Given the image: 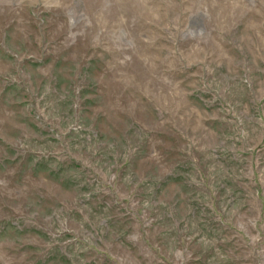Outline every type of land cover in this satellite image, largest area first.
Listing matches in <instances>:
<instances>
[{
	"label": "rangeland",
	"instance_id": "rangeland-1",
	"mask_svg": "<svg viewBox=\"0 0 264 264\" xmlns=\"http://www.w3.org/2000/svg\"><path fill=\"white\" fill-rule=\"evenodd\" d=\"M0 264H264V0H0Z\"/></svg>",
	"mask_w": 264,
	"mask_h": 264
}]
</instances>
